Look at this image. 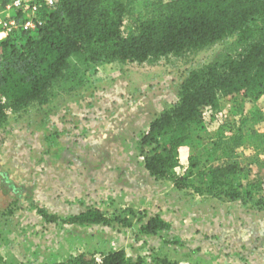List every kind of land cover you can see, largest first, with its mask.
Returning a JSON list of instances; mask_svg holds the SVG:
<instances>
[{"label":"rangeland","instance_id":"rangeland-1","mask_svg":"<svg viewBox=\"0 0 264 264\" xmlns=\"http://www.w3.org/2000/svg\"><path fill=\"white\" fill-rule=\"evenodd\" d=\"M144 1L132 6L125 33L136 31ZM238 46L231 35L153 63L87 64L73 57L69 80L56 85L48 103H31L0 125V264H55L119 249L145 264L157 257L178 264H264V201L258 203L264 197V95L223 97L218 111L206 109L204 125L191 129L174 169L176 175L193 172L187 188L152 176L144 155L156 146L141 144L151 121L178 100L184 76ZM226 120L238 131L223 128ZM240 132L241 143H231ZM168 140L161 137L160 150ZM221 164L237 170L219 186L239 188L243 199L207 190L211 176L204 173ZM88 207L109 214L135 208L143 222L160 215L170 227L152 235L141 222L65 221ZM40 210L60 219L50 222Z\"/></svg>","mask_w":264,"mask_h":264},{"label":"trees","instance_id":"trees-1","mask_svg":"<svg viewBox=\"0 0 264 264\" xmlns=\"http://www.w3.org/2000/svg\"><path fill=\"white\" fill-rule=\"evenodd\" d=\"M136 1L59 0L55 5L40 8L43 24L38 30L17 29L0 39V125L31 103H48L56 85L69 80L73 57L87 64L153 63L237 35L239 46L235 51L192 69L184 76L179 85L178 100L151 121L142 137L143 148L156 146L144 155L149 173L184 189L191 185L189 177L193 172L186 175L174 172L181 166L179 150L190 142L191 129L204 125L206 108L218 111L223 97L242 95L245 99H258L264 95V24L258 23L264 21V0H145L136 16V31L125 33V19ZM223 128L232 134L238 131L229 120ZM163 136H169V140L160 150ZM242 138L240 132L229 141L241 143ZM236 170V165L221 164L204 173L211 176L207 190H215L231 199H243L245 193L239 188L219 186L223 175ZM255 187L258 191L263 189L259 184ZM196 190L203 192L198 186ZM245 192L251 195L252 190ZM263 201L264 197H261L258 203ZM40 212L50 222L60 219L46 210ZM142 214L135 208L109 214L100 207H88L64 219L76 225L121 224L125 227L141 222V230L152 235L170 227L160 215L143 222ZM55 264L145 263L141 256H128L125 250L119 249L99 257L81 253L67 262ZM155 264L178 263L157 257Z\"/></svg>","mask_w":264,"mask_h":264},{"label":"built area","instance_id":"built-area-1","mask_svg":"<svg viewBox=\"0 0 264 264\" xmlns=\"http://www.w3.org/2000/svg\"><path fill=\"white\" fill-rule=\"evenodd\" d=\"M58 1L59 0H3V3L0 2V39L5 38L8 34L17 29H23L29 32L38 30L43 24L40 8L43 5H55Z\"/></svg>","mask_w":264,"mask_h":264},{"label":"crops","instance_id":"crops-1","mask_svg":"<svg viewBox=\"0 0 264 264\" xmlns=\"http://www.w3.org/2000/svg\"><path fill=\"white\" fill-rule=\"evenodd\" d=\"M183 148H184V146H183ZM179 152H180V157H181V159L183 158V156H182V147H181V149L179 150ZM181 161V160H180Z\"/></svg>","mask_w":264,"mask_h":264}]
</instances>
